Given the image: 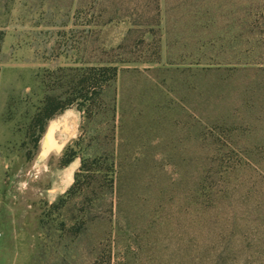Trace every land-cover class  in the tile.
I'll list each match as a JSON object with an SVG mask.
<instances>
[{"label": "rangeland", "instance_id": "374dc122", "mask_svg": "<svg viewBox=\"0 0 264 264\" xmlns=\"http://www.w3.org/2000/svg\"><path fill=\"white\" fill-rule=\"evenodd\" d=\"M94 65L117 74L88 114ZM50 96L73 101L45 119ZM96 156L113 188L103 169L65 194ZM217 253L264 264V0H0V264Z\"/></svg>", "mask_w": 264, "mask_h": 264}, {"label": "trees", "instance_id": "16d2710c", "mask_svg": "<svg viewBox=\"0 0 264 264\" xmlns=\"http://www.w3.org/2000/svg\"><path fill=\"white\" fill-rule=\"evenodd\" d=\"M106 74L111 75L110 77L116 76L117 66L115 65L95 66L94 65V66H89L85 68L81 72V77H80L81 85L84 86L86 84L87 87L85 86L86 87V94H85L86 97L84 96V98H82L79 106L81 108H84L85 112L88 114H90L94 110V108L99 105V101L101 99L102 85H103L102 84L103 82L99 76L106 75ZM55 98L56 97L50 96L46 100V103L44 105V110H46L45 119L50 118L58 111L64 109L69 103L73 101L71 99L60 100L59 98H57L59 100V104L55 106V108H51L52 105L56 101ZM75 155H76V150L71 148V146H68L63 156L64 163L72 160ZM112 163L114 164L113 161ZM113 164L108 166L111 168H108V167L104 168L102 164L99 163L98 156L93 157V158L84 157L82 159L79 169L75 172V179L73 183L67 189L65 194H71L78 186H80V189L81 188L86 189V186H84L82 183L83 178L84 179L85 178L90 179L94 177L96 178L101 173V171H103V169L105 171H109V169H112L111 170V173H112L111 182H112V188H113L114 180H115V176L113 174L115 171L113 168L114 166ZM215 257H216L215 262L214 263L211 262L213 264H228L229 262V258L227 257L226 254L217 253ZM216 260H217V263H216Z\"/></svg>", "mask_w": 264, "mask_h": 264}, {"label": "bare ground", "instance_id": "6f19581e", "mask_svg": "<svg viewBox=\"0 0 264 264\" xmlns=\"http://www.w3.org/2000/svg\"><path fill=\"white\" fill-rule=\"evenodd\" d=\"M60 124L62 125V131L60 134L61 138L60 140H58L56 138L55 132L57 131V129L60 127ZM61 128V127H60ZM74 130H75V126H74V122H72L71 120L68 121H54L50 124V127L44 137L43 140V146H42V152L40 155V160L45 156H47V153L52 150V149H56V150H60L61 147L63 146L65 140L72 134H74Z\"/></svg>", "mask_w": 264, "mask_h": 264}, {"label": "water", "instance_id": "95a60500", "mask_svg": "<svg viewBox=\"0 0 264 264\" xmlns=\"http://www.w3.org/2000/svg\"><path fill=\"white\" fill-rule=\"evenodd\" d=\"M49 126H50V125H48V128H47L46 132L48 131V129H49ZM45 134H46V133H45Z\"/></svg>", "mask_w": 264, "mask_h": 264}]
</instances>
